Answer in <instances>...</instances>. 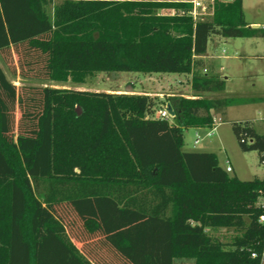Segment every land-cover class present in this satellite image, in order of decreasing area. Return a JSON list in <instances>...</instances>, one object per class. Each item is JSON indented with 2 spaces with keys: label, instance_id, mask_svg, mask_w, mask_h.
Masks as SVG:
<instances>
[{
  "label": "trees",
  "instance_id": "trees-1",
  "mask_svg": "<svg viewBox=\"0 0 264 264\" xmlns=\"http://www.w3.org/2000/svg\"><path fill=\"white\" fill-rule=\"evenodd\" d=\"M173 0H0V54L18 74L83 83L97 72L189 75L193 97L17 87L0 66V264H256L264 178L241 180L183 132L242 102L207 98L225 80L198 71L213 35L244 37L242 0L194 20ZM173 10L163 14L160 10ZM15 72V69H13ZM175 111L154 118L162 105ZM16 109L20 116L15 119ZM222 119V118H221ZM264 165V134L232 121ZM210 228H234L230 243ZM74 242H80L78 248Z\"/></svg>",
  "mask_w": 264,
  "mask_h": 264
},
{
  "label": "rangeland",
  "instance_id": "rangeland-1",
  "mask_svg": "<svg viewBox=\"0 0 264 264\" xmlns=\"http://www.w3.org/2000/svg\"><path fill=\"white\" fill-rule=\"evenodd\" d=\"M58 1V0H56ZM244 14L248 24L252 21L264 24V0H243ZM160 13L168 14L172 10H160ZM215 52L220 55L215 61V73L219 77L226 78L223 96L250 98L255 97L254 91L264 89V38L260 36L245 37H216ZM257 43L256 45H253ZM257 55L259 59L254 57ZM17 55L7 57V61L0 54V66L7 78L17 87L22 85L51 86L64 88H86L92 91H108L124 89L127 85L135 84L137 90H144L150 93H159L163 98L166 94H180L186 97L193 96L188 85L187 74L177 73H141L134 71L120 72H97L87 77L83 83L47 81L36 78H23L18 74ZM220 68H222L221 72ZM15 69V72L14 70ZM132 83V84H131ZM120 86V87H119ZM215 93H206L204 97L218 98ZM220 95V93H216ZM262 101H254L246 104H234L227 108L225 117L214 116L213 126L215 130L212 135L206 136L209 127H190L183 132V150L186 151H207L213 152L218 159V164L225 168L226 160H230L234 171L229 175L238 174L241 180L251 179L254 174L264 177L263 165L258 162L255 151L243 152L240 150L237 140L232 132L230 123L236 119L257 118V108L263 107ZM20 116L16 109L15 119ZM222 118V119H221ZM172 124L176 123L173 117L169 118ZM259 130H264L257 124ZM195 134L200 140L194 145ZM253 174V175H252ZM208 233L223 243H230L238 234L234 228H210ZM173 264H194L190 258H175Z\"/></svg>",
  "mask_w": 264,
  "mask_h": 264
},
{
  "label": "crops",
  "instance_id": "crops-1",
  "mask_svg": "<svg viewBox=\"0 0 264 264\" xmlns=\"http://www.w3.org/2000/svg\"><path fill=\"white\" fill-rule=\"evenodd\" d=\"M242 10H243V14H244V2H243V0H242ZM244 20L246 22L245 14H244ZM246 25H247V27H250V28L254 29L252 35H249V36H260V37L264 38V28L262 26H260V24L258 22L252 21L250 24H248L246 22ZM216 37H219V35H213L210 38V40L208 41V45H207V49H206L205 54L200 55V56H197L196 59H198L200 61V64H199V66L197 68L198 71L203 72V69H206V71L203 72V73L209 72V73H212L214 75L219 76L218 74L215 73V64H216L215 61L220 56V55L216 54V52H215V44L217 42L216 41L217 40ZM256 44L257 43H254L253 45H256ZM254 57H256L257 59H259V57L257 55H254ZM261 59H264V56H262ZM221 70H222V68H220V71L219 72H221ZM223 79L226 80V78H223ZM225 83H226V81H225ZM134 85L135 84L127 85L124 89H120L119 88L118 90H114V91L111 90L110 92H118V93L119 92H127V93L147 94V95H150V96H159V97H161V94H159V93H150V92H147V91H144V90H137V88H135ZM188 85H189V83H188ZM189 87H190V85H189ZM80 89H83V88H80ZM84 89L87 90L86 88H84ZM222 91H219V92H204V93H202V95L205 96L206 93H215V94H213V95H215V97H219V98L220 97H227V96H223L222 95ZM192 93L194 94L193 91H192ZM216 93H220V95H218ZM254 94H256V96L255 97H250V98H239V97L237 98V97H233V98L242 100V102L233 103L231 105H234V104H246V103H250V102H254V101H262V103L264 104V89L256 90V91H254ZM166 95L167 96H174V95H180V94H166ZM182 96H185V95H182ZM191 97H193V96H191ZM162 106H164V105H162ZM229 106H227L225 108L224 114L221 117H225L227 108ZM256 113H257V116H258L257 118H243V119H236V120H233V121H245V120H249V121H251L253 123V126H254L255 130L258 133L264 134V130H259V128L257 126V124H259L260 126L262 124V128H264V106L261 107V108H257ZM213 115L215 116L216 114H213ZM256 156L258 158V154ZM226 161L229 163V165L231 167V171H234V166L231 164V161L230 160H226ZM263 168H264V165H263ZM235 176H237L239 178V176H238L237 173H235ZM255 176H257V174H254L252 176V178L255 177ZM257 177L264 178V177H260V176H257ZM74 243H75V245L78 248L81 247V243L80 242H74Z\"/></svg>",
  "mask_w": 264,
  "mask_h": 264
},
{
  "label": "built area",
  "instance_id": "built-area-1",
  "mask_svg": "<svg viewBox=\"0 0 264 264\" xmlns=\"http://www.w3.org/2000/svg\"><path fill=\"white\" fill-rule=\"evenodd\" d=\"M173 1H180L185 4V6L181 9L182 12L190 15L194 20L197 19H205L213 13L214 10V3L216 0H173ZM221 1H229V0H221ZM172 12H174L172 10ZM171 12V13H172ZM264 28V25L262 26ZM206 69H203L205 72ZM154 118L158 119H169L170 116L167 112L165 105L158 108L154 114ZM215 127L212 125L209 127V130L206 131V136H210L213 134ZM200 137L198 134H195L194 145L198 143ZM226 171H231V167L228 162H226ZM258 204L264 207V199H259ZM259 221L264 222V214L259 216ZM251 258L256 260V264H264V243L259 252L253 251L251 252Z\"/></svg>",
  "mask_w": 264,
  "mask_h": 264
},
{
  "label": "water",
  "instance_id": "water-1",
  "mask_svg": "<svg viewBox=\"0 0 264 264\" xmlns=\"http://www.w3.org/2000/svg\"><path fill=\"white\" fill-rule=\"evenodd\" d=\"M165 108H166V110H167V112L169 113L170 116L173 117L175 115V111H174L173 107L171 106V104L167 103L165 105Z\"/></svg>",
  "mask_w": 264,
  "mask_h": 264
}]
</instances>
